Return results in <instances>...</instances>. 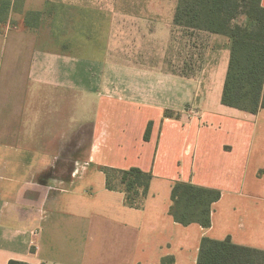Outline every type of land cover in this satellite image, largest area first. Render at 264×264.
Returning <instances> with one entry per match:
<instances>
[{
    "label": "crops",
    "instance_id": "crops-1",
    "mask_svg": "<svg viewBox=\"0 0 264 264\" xmlns=\"http://www.w3.org/2000/svg\"><path fill=\"white\" fill-rule=\"evenodd\" d=\"M47 1L30 9L24 0L23 10ZM177 1L124 2L129 25L159 47L157 61L138 57L136 41L128 58L111 52L122 0H98L107 31L96 48L86 36L71 49L28 47L9 79L2 64L0 264H196L202 237L264 251V105L222 104L231 40L175 25ZM24 12V28L42 27H25ZM84 125L87 140L73 147ZM73 148L85 157L61 154ZM101 167L150 172L143 207L108 189ZM176 181L220 191L210 226L174 221Z\"/></svg>",
    "mask_w": 264,
    "mask_h": 264
},
{
    "label": "trees",
    "instance_id": "trees-1",
    "mask_svg": "<svg viewBox=\"0 0 264 264\" xmlns=\"http://www.w3.org/2000/svg\"><path fill=\"white\" fill-rule=\"evenodd\" d=\"M49 2V1H48ZM25 11L24 0H0V26L16 25L12 13H23V25L38 28L50 13ZM51 6V4H50ZM52 11V9H51ZM245 17V23L237 21ZM173 23L184 28L226 35L231 40L228 68L221 102L250 113L264 105V6L261 0H178ZM148 124L145 138L148 137ZM108 189H121L127 206L142 208L152 175L137 167H101ZM220 198L218 189L176 181L171 189L169 214L174 221L188 225L210 226L211 205ZM264 251L222 240L202 237L196 264H263ZM7 264H29L9 260ZM162 264H167L166 260Z\"/></svg>",
    "mask_w": 264,
    "mask_h": 264
},
{
    "label": "rangeland",
    "instance_id": "rangeland-1",
    "mask_svg": "<svg viewBox=\"0 0 264 264\" xmlns=\"http://www.w3.org/2000/svg\"><path fill=\"white\" fill-rule=\"evenodd\" d=\"M30 4V9H37L42 6L43 0H27ZM49 1V2H48ZM50 11L46 16L45 24L39 29H27L22 26L21 20L22 15L18 13H12V21H16V25H3L0 26V68L3 65H8V79L17 76V64L28 62L29 54L28 47L37 48H61L66 47L67 49L79 47L81 44V38L88 37L89 42L96 48L98 45L96 42L100 41L99 32L106 33L107 31V19L106 14L104 15L107 7H104L98 3V0H48ZM122 0L120 8V24L116 23L115 30H117V36L114 38V44L110 39V47L114 46V52L116 55L119 54L120 60L128 58L131 53L133 42H137V54L138 57L145 58L148 60H158V46L153 43L152 40L145 39L139 32L140 26L132 28L127 20L126 13L128 12L129 6ZM51 4V6H50ZM111 7H109L110 9ZM117 8V7H115ZM52 9V11H51ZM239 23H245L244 16H238ZM125 21V22H124ZM111 24V23H110ZM137 30V32H136ZM134 32L136 34H134ZM84 39V38H83ZM106 39V38H105ZM108 41V39H107ZM7 46L14 47V51L6 54L3 49ZM27 51H25V49ZM3 54V55H2ZM134 55V54H133ZM158 55V56H157ZM157 56V58H156ZM155 57V58H154ZM175 51L170 49L169 63L172 60H176ZM185 57V56H184ZM187 56L185 57V59ZM25 72V71H24ZM1 73V72H0ZM90 131L89 125H84L82 133H73V147L75 143L79 142L82 137L83 145L87 140V136ZM72 153L74 156L84 158L86 155L85 149L77 150L75 148L66 151L62 150V153Z\"/></svg>",
    "mask_w": 264,
    "mask_h": 264
}]
</instances>
